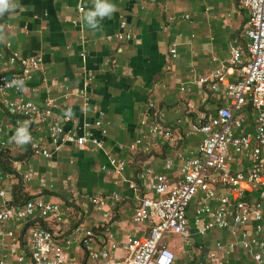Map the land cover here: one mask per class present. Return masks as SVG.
<instances>
[{
    "label": "crops",
    "instance_id": "1",
    "mask_svg": "<svg viewBox=\"0 0 264 264\" xmlns=\"http://www.w3.org/2000/svg\"><path fill=\"white\" fill-rule=\"evenodd\" d=\"M6 2L9 8L0 13V74L19 70L9 63V52L40 56L42 66L31 81L6 92L4 99H23L41 107L53 101L57 107L51 120H58L66 133L77 136L89 124L90 131L100 138L92 126L99 110L104 114L107 135L101 150H93L91 145L79 149L72 144L55 150L48 138L47 122L9 114L0 98V191L5 193L0 203L17 209L28 200L40 199L58 205L62 214L61 222L35 217L0 225V260L4 264H30L29 234L40 228L51 232L59 245L71 240L70 246L64 247L65 264H101L81 245L84 233H95L90 242L94 252L100 251L105 233L116 243L148 236L149 225H136L132 220L140 193L132 191L129 184L146 168L176 184L183 163L198 156L203 138L192 131V124L204 114L214 115L219 107H229L222 92L205 97L197 81L226 66L235 41H245L247 13L237 0H109L116 11L111 18L97 17V27L91 28L84 17L94 10L97 0ZM184 16L188 19H182ZM123 21L132 38L120 43L114 35L122 31ZM6 43L11 45L9 52L3 48ZM172 47L176 57L170 54ZM88 77L91 81L86 83ZM240 77L235 69L225 82L233 83ZM80 90L85 91L88 103L76 95ZM150 102L153 108L148 106ZM242 114L246 117L245 131L254 133L255 112L248 103ZM156 120L171 130V139L149 134V126ZM24 136L30 139L24 141ZM135 140L141 144L131 150ZM34 142H39L49 157L32 154ZM110 157L124 162L123 173L113 172ZM235 159L231 172L246 171L250 166L242 157ZM166 160L171 162L169 168ZM260 195L261 191L245 192L244 200L253 202ZM94 196L107 201L108 218L85 198ZM113 196H118L119 202L114 204ZM203 198L199 193L188 210L192 231L195 210ZM206 203L212 209L217 206L213 200ZM253 228L251 223L248 229L253 232ZM75 230L79 234L74 236ZM176 237L179 243L171 242ZM238 238L227 230H214L204 237L193 235L190 245L179 236L167 235L163 241L174 253L175 264H264V258L256 262L240 246L227 251L225 247ZM216 242L223 248L212 260L209 255ZM11 244L24 263L10 255ZM123 255L118 250L114 257Z\"/></svg>",
    "mask_w": 264,
    "mask_h": 264
},
{
    "label": "built area",
    "instance_id": "2",
    "mask_svg": "<svg viewBox=\"0 0 264 264\" xmlns=\"http://www.w3.org/2000/svg\"><path fill=\"white\" fill-rule=\"evenodd\" d=\"M238 5L246 11L247 22L242 44L236 40L230 48V58L226 66L214 71L208 77L199 78L197 84L205 97H215L218 93L229 100V107L217 108L214 115L204 114L192 124V131L201 133L203 138L198 148V156L187 159L181 167V179L176 184H170L162 175L153 174L149 168L138 172L137 181L129 184L130 189L140 193L139 205L134 211L133 222L136 225L148 224L149 234L146 237H130L128 240L116 243L110 233H105L100 239L102 246L99 252L90 251V242L95 239L93 231H86L81 245L88 250L91 259L101 261V264H175V255L164 243L167 235L179 236L190 245L193 235L204 237L214 230H227L233 236H238V242L227 245L226 250L232 251L240 246L249 252L252 258L260 263L264 258V0H237ZM79 14L83 8L78 9ZM182 19H188L187 16ZM171 22L174 19H170ZM74 25L77 21L72 22ZM121 32L114 35L116 41L122 43L132 38V32L125 21L120 23ZM11 45L6 43L3 48L10 51ZM172 57H176L174 47L170 49ZM85 55L82 53L81 57ZM9 63L17 65L19 70L8 74H0V98L11 115L29 119L37 123H48L47 134L55 145V150L72 144L79 149L91 145L93 150L103 149V138L107 135L104 125V114L99 115L93 123L100 138L90 131V125L85 124L82 134L66 133L58 120H51L53 110L57 105L47 101L41 107L31 101L18 99L8 101L4 94L17 90L21 85L32 80L34 74L41 69L40 56L22 57L16 52H9ZM237 69L240 79L226 83V76ZM91 78L88 77L86 83ZM223 87V88H222ZM76 95L88 103L84 90ZM255 112L254 133L245 131L246 117L242 109L247 105ZM150 108L154 103L150 102ZM157 121V120H156ZM144 124V123H142ZM150 135H158L163 140L172 138L171 130L157 121L149 126ZM39 142L31 143L34 155L49 157V153ZM141 144L135 140L130 145L135 150ZM3 145L0 142V151ZM147 146L146 151H149ZM235 157L249 161L246 171L231 172ZM109 165L116 174L123 173V161L109 158ZM170 160L165 167L169 168ZM223 191V194L220 192ZM261 191L260 199L248 202L244 200L245 192ZM203 194V201L195 210L193 231L190 229L188 210L193 199ZM0 191V197H4ZM154 195V197L150 195ZM98 211L105 212L107 201L99 196L85 197ZM118 196H113V203L119 202ZM216 201L212 209L206 201ZM35 217L52 218L54 222L62 221L60 207L46 203L40 199L26 201L15 209L0 203V225L16 219L28 221ZM108 218V212L103 215ZM254 223L253 232L248 229ZM79 234L75 230L73 235ZM9 237L13 234L9 233ZM71 240H65L64 245L54 242L51 232L44 229H33L29 234L30 264H65L64 247L70 246ZM223 248L220 242L215 243V251L210 253V259H216ZM121 250L123 257L116 258L115 252ZM10 255L24 263V257L17 255L11 244ZM0 264H4L0 260Z\"/></svg>",
    "mask_w": 264,
    "mask_h": 264
},
{
    "label": "clouds",
    "instance_id": "3",
    "mask_svg": "<svg viewBox=\"0 0 264 264\" xmlns=\"http://www.w3.org/2000/svg\"><path fill=\"white\" fill-rule=\"evenodd\" d=\"M9 8L6 0H0V13ZM116 11V5L109 2V0H97L94 10H90L85 15V20L91 28H96L98 25L97 17L103 18L105 16L111 18L112 13ZM71 116V112L68 113ZM29 136H24L23 140L27 141Z\"/></svg>",
    "mask_w": 264,
    "mask_h": 264
},
{
    "label": "rangeland",
    "instance_id": "4",
    "mask_svg": "<svg viewBox=\"0 0 264 264\" xmlns=\"http://www.w3.org/2000/svg\"><path fill=\"white\" fill-rule=\"evenodd\" d=\"M193 204H192V206H194V202H192ZM178 238L176 237V238H174V239H172V241L171 242H177V243H179V240H177ZM89 263H91L90 261H89Z\"/></svg>",
    "mask_w": 264,
    "mask_h": 264
}]
</instances>
